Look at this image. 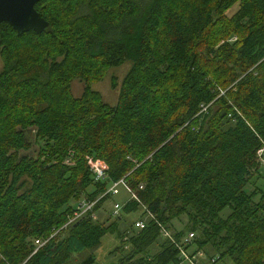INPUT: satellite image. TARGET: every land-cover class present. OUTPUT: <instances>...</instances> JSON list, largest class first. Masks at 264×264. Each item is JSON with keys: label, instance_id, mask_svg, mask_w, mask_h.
<instances>
[{"label": "trees", "instance_id": "trees-1", "mask_svg": "<svg viewBox=\"0 0 264 264\" xmlns=\"http://www.w3.org/2000/svg\"><path fill=\"white\" fill-rule=\"evenodd\" d=\"M34 9L47 22L40 34L0 23V264H95L106 235L118 243L112 264H179L159 226L176 243L192 232L183 249L207 264H264V0H40ZM125 61L108 105L92 84ZM85 156L104 162L102 180ZM120 178L138 202L62 228L76 201Z\"/></svg>", "mask_w": 264, "mask_h": 264}, {"label": "built area", "instance_id": "built-area-1", "mask_svg": "<svg viewBox=\"0 0 264 264\" xmlns=\"http://www.w3.org/2000/svg\"><path fill=\"white\" fill-rule=\"evenodd\" d=\"M202 110H204V109H202ZM256 156H257L259 164L261 166H264V146L256 152ZM69 158H70V156L68 157V160L65 161L66 164L70 163ZM84 160H85V165L87 167V170L91 174L94 181L102 180L105 177L106 165L104 164V162H102L99 159H95V158L88 157V156H85ZM139 189H141V186H139ZM120 190H123L128 195V199H131V200L138 202L135 195L132 193V191L129 189V187L125 184L123 178H120V179L116 180L115 182L109 183L105 192H103L100 196H98L96 198V200L90 201V202L80 200L79 202H77L75 207H74L73 212L71 213L70 217L67 219L66 223L62 226V228L69 225L70 223H73L76 220L82 218L86 214H88V216L91 219H94V215H93L94 206L96 205L97 200H99L100 198H102L106 195L116 196V195H118ZM119 208H120V205L114 203L111 207V210H110V217H113V218L117 217L118 212H119ZM139 208L143 214L144 219H152V216L146 211V209H145V207H143V205L139 204ZM133 225H134V228H136V229H142L143 228V222L141 220H135ZM158 230H159V234L162 238H166L171 243L174 244L175 248L178 251L177 257H178V260L180 261V263L186 262L187 264H199V261H206V264H207V262H210V263L213 262L212 259H207L205 254L202 251H197L195 253H192L191 249H187V250L183 249V246H185V245L190 246L191 245V240L194 236L192 232L184 235L176 243L173 241V237L171 236V233L169 231H167L165 228H163L162 226H159ZM43 243H44V241H41L38 239L33 241V244L36 247L41 246Z\"/></svg>", "mask_w": 264, "mask_h": 264}, {"label": "rangeland", "instance_id": "rangeland-1", "mask_svg": "<svg viewBox=\"0 0 264 264\" xmlns=\"http://www.w3.org/2000/svg\"><path fill=\"white\" fill-rule=\"evenodd\" d=\"M236 10V5L232 6L226 13V16H230L234 11ZM1 66V64H0ZM129 67V62L125 61L122 65L118 67H111L109 68L103 79L97 83L92 84V89L96 92H98L101 96V99L104 103L108 105H113L115 103L116 99V93L117 89L121 83V80L126 73L127 69ZM113 79V82L115 83L114 88H111L110 86V81ZM82 89V83H80L77 80L72 81L70 85V94L73 97H78L81 93ZM27 137L30 136V132L27 133ZM258 176L260 177L259 179L264 180V167L260 169ZM258 182V181H257ZM128 195L123 191L120 190L118 195L116 196H110L108 199H105L99 206L98 209L94 211V219L92 220H104L107 217H110V210L111 207L114 203L120 205L121 201L123 199H127ZM80 199L76 202H79ZM74 203L73 201H70V205ZM132 218H134V215L131 214ZM113 218V217H110ZM115 218V217H114ZM184 219H181V222H174L175 229H180L181 224H183ZM171 233V231L169 230ZM117 241L114 239L113 236L111 235H106L101 238L100 240V245L98 248L93 252L96 263L95 264H112L116 261L118 258L119 254H114L110 253L115 246H117ZM211 255V253H210ZM180 264H187L186 262H181ZM199 264H206V261H199Z\"/></svg>", "mask_w": 264, "mask_h": 264}, {"label": "water", "instance_id": "water-1", "mask_svg": "<svg viewBox=\"0 0 264 264\" xmlns=\"http://www.w3.org/2000/svg\"><path fill=\"white\" fill-rule=\"evenodd\" d=\"M40 0H0V23L7 24L17 36L42 33L47 22L34 9Z\"/></svg>", "mask_w": 264, "mask_h": 264}]
</instances>
